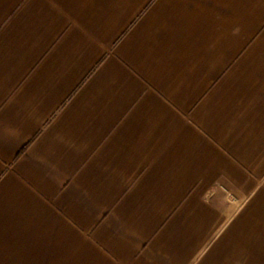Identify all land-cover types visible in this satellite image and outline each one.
<instances>
[{"label": "crops", "instance_id": "crops-1", "mask_svg": "<svg viewBox=\"0 0 264 264\" xmlns=\"http://www.w3.org/2000/svg\"><path fill=\"white\" fill-rule=\"evenodd\" d=\"M0 264H264V0H0Z\"/></svg>", "mask_w": 264, "mask_h": 264}]
</instances>
